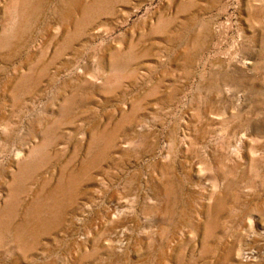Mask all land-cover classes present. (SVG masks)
I'll use <instances>...</instances> for the list:
<instances>
[{
  "label": "rangeland",
  "instance_id": "rangeland-1",
  "mask_svg": "<svg viewBox=\"0 0 264 264\" xmlns=\"http://www.w3.org/2000/svg\"><path fill=\"white\" fill-rule=\"evenodd\" d=\"M0 264H264V0H0Z\"/></svg>",
  "mask_w": 264,
  "mask_h": 264
}]
</instances>
